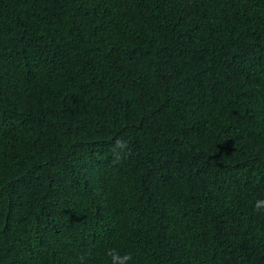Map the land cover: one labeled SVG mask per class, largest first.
I'll list each match as a JSON object with an SVG mask.
<instances>
[{
    "label": "trees",
    "instance_id": "1",
    "mask_svg": "<svg viewBox=\"0 0 264 264\" xmlns=\"http://www.w3.org/2000/svg\"><path fill=\"white\" fill-rule=\"evenodd\" d=\"M0 264H264V0H0Z\"/></svg>",
    "mask_w": 264,
    "mask_h": 264
},
{
    "label": "clouds",
    "instance_id": "2",
    "mask_svg": "<svg viewBox=\"0 0 264 264\" xmlns=\"http://www.w3.org/2000/svg\"><path fill=\"white\" fill-rule=\"evenodd\" d=\"M127 259V257H125Z\"/></svg>",
    "mask_w": 264,
    "mask_h": 264
}]
</instances>
